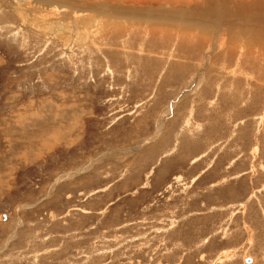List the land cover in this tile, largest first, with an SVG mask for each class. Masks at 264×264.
Wrapping results in <instances>:
<instances>
[{
    "label": "rangeland",
    "instance_id": "rangeland-1",
    "mask_svg": "<svg viewBox=\"0 0 264 264\" xmlns=\"http://www.w3.org/2000/svg\"><path fill=\"white\" fill-rule=\"evenodd\" d=\"M12 11L0 264H264V59L161 28L62 42Z\"/></svg>",
    "mask_w": 264,
    "mask_h": 264
},
{
    "label": "bare ground",
    "instance_id": "bare-ground-1",
    "mask_svg": "<svg viewBox=\"0 0 264 264\" xmlns=\"http://www.w3.org/2000/svg\"><path fill=\"white\" fill-rule=\"evenodd\" d=\"M0 2L3 3V7L13 10L23 25L37 29L39 33L52 38L61 36L62 42L73 41L65 37L70 31L85 33L83 39L77 41L83 43L87 39L96 41L103 32L104 37L111 31L119 29L161 28L166 33L173 34V39L188 43L192 41L191 44L200 42L208 48L209 55L215 58L230 59L239 54V57L264 59V0H0ZM246 262L250 264L252 260L246 259Z\"/></svg>",
    "mask_w": 264,
    "mask_h": 264
}]
</instances>
